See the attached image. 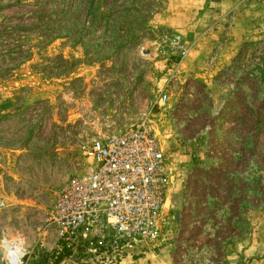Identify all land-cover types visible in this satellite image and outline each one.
I'll return each mask as SVG.
<instances>
[{"label": "rangeland", "instance_id": "obj_1", "mask_svg": "<svg viewBox=\"0 0 264 264\" xmlns=\"http://www.w3.org/2000/svg\"><path fill=\"white\" fill-rule=\"evenodd\" d=\"M235 21L249 35L219 56ZM148 122L169 230L122 264H264V0H0L3 261L12 241L21 264L98 263L47 214L93 138Z\"/></svg>", "mask_w": 264, "mask_h": 264}, {"label": "built area", "instance_id": "obj_2", "mask_svg": "<svg viewBox=\"0 0 264 264\" xmlns=\"http://www.w3.org/2000/svg\"><path fill=\"white\" fill-rule=\"evenodd\" d=\"M168 99L161 88L154 106ZM84 153L86 170L59 188L45 220L57 249L81 250L96 258L93 264H122L124 253L139 255L164 240L171 174L150 122L93 138Z\"/></svg>", "mask_w": 264, "mask_h": 264}, {"label": "crops", "instance_id": "obj_3", "mask_svg": "<svg viewBox=\"0 0 264 264\" xmlns=\"http://www.w3.org/2000/svg\"><path fill=\"white\" fill-rule=\"evenodd\" d=\"M200 1H205V0H200ZM218 2H220V3H222V2H226V3H228V4H230V5H233V3H239L241 0H217ZM229 7V6H228ZM220 11H223V10H220ZM245 13H246V11H244ZM244 12H241V13H238L237 14V12H235L236 13V16H239L240 14L241 15H245V13ZM219 13V12H218ZM217 13V14H218ZM225 14V12H220V14H218V16L219 17H221V16H223ZM263 16H260V18H258L259 20H261V18H262ZM251 18V17H250ZM221 21L222 20H219L218 22L219 23H221ZM219 23H217V26H219ZM238 25H240V23H238V22H234L233 23V26H231V33H230V41L227 43V44H232L231 46L230 45H224V46H222V50L219 52V56H221L222 54H225V53H227L228 51L230 52L231 51V53H232V48H235V47H233V46H235V44H237V43H239L240 41H244L246 38H247V36L249 35L248 34V32H246L245 31V29L244 30H242L243 32L241 33H238L235 29H236V27H238ZM234 30H235V33H234ZM237 30H238V28H237ZM205 37L206 36H204L203 38L205 39ZM214 37H217V36H214ZM207 38V37H206ZM196 45H200L199 44V41L196 43ZM188 67H190V66H188ZM201 67V66H200ZM192 68H194V67H192ZM45 242H42V245L44 244ZM57 239H56V241H55V246H56V248H58V246H57ZM141 260V259H140Z\"/></svg>", "mask_w": 264, "mask_h": 264}, {"label": "bare ground", "instance_id": "obj_4", "mask_svg": "<svg viewBox=\"0 0 264 264\" xmlns=\"http://www.w3.org/2000/svg\"><path fill=\"white\" fill-rule=\"evenodd\" d=\"M8 244L9 245H7V247H6L5 254L9 258L11 264H21V256L23 253L19 252V251H21L20 248H18L16 246V243H14L12 241L8 242ZM3 258H4L3 253H1V250H0V261L4 262V264H9L8 259H6V261H3Z\"/></svg>", "mask_w": 264, "mask_h": 264}, {"label": "water", "instance_id": "obj_5", "mask_svg": "<svg viewBox=\"0 0 264 264\" xmlns=\"http://www.w3.org/2000/svg\"><path fill=\"white\" fill-rule=\"evenodd\" d=\"M0 264H4V262L0 261Z\"/></svg>", "mask_w": 264, "mask_h": 264}]
</instances>
